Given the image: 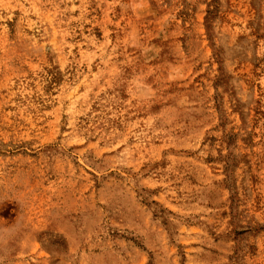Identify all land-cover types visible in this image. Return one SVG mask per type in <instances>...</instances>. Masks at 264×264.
<instances>
[{
  "label": "rangeland",
  "instance_id": "obj_1",
  "mask_svg": "<svg viewBox=\"0 0 264 264\" xmlns=\"http://www.w3.org/2000/svg\"><path fill=\"white\" fill-rule=\"evenodd\" d=\"M0 264H264V0H0Z\"/></svg>",
  "mask_w": 264,
  "mask_h": 264
}]
</instances>
